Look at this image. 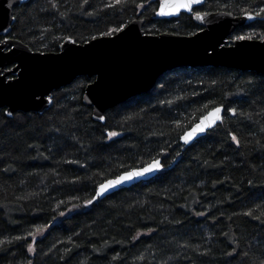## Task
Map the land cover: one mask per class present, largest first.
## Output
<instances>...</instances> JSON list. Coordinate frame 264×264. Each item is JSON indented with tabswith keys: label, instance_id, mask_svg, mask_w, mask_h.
Wrapping results in <instances>:
<instances>
[{
	"label": "trees",
	"instance_id": "16d2710c",
	"mask_svg": "<svg viewBox=\"0 0 264 264\" xmlns=\"http://www.w3.org/2000/svg\"><path fill=\"white\" fill-rule=\"evenodd\" d=\"M161 2L30 0L14 9L10 37L58 53L67 39L85 44L135 19L146 21L147 34L202 29L187 13L156 19ZM261 8L264 0H206L195 12ZM236 36L264 40V20ZM93 81L79 77L54 91L41 113L0 111V264H262L264 75L178 68L103 121L83 101ZM215 107L224 108L223 121L186 147L181 135ZM109 131L120 135L108 139ZM153 159L164 166L156 177L93 199L100 183Z\"/></svg>",
	"mask_w": 264,
	"mask_h": 264
},
{
	"label": "water",
	"instance_id": "95a60500",
	"mask_svg": "<svg viewBox=\"0 0 264 264\" xmlns=\"http://www.w3.org/2000/svg\"><path fill=\"white\" fill-rule=\"evenodd\" d=\"M29 1L7 0L13 4V8L8 9L5 0H0V36L15 41L13 49L24 53L13 55L4 47L5 40L0 42V111L41 113L52 106L54 91L73 84L79 77H88L94 81L87 86L83 101L93 108L94 119L103 121L98 117L132 97L151 92L163 74L178 68L226 67L264 75V40L235 39L230 43V37L238 28L257 21L258 16L250 20L245 14L196 12L207 14L202 22L184 10L178 15L160 16L159 8L156 19H174L187 13L193 15L202 29L189 36L167 32L147 34L144 31L146 21L135 19L114 35L101 36L85 44H73L67 39L58 53H41L8 37L16 21L11 19L14 9ZM205 3L206 0L194 5V10ZM14 72L15 77L10 78ZM48 97H52V103L48 102ZM221 108L224 118V108ZM222 121L207 128L205 133L197 134L191 143L185 144L182 139L181 142L186 147L192 145ZM159 172L125 183L99 199L148 181Z\"/></svg>",
	"mask_w": 264,
	"mask_h": 264
},
{
	"label": "snow or ice",
	"instance_id": "6c2138e0",
	"mask_svg": "<svg viewBox=\"0 0 264 264\" xmlns=\"http://www.w3.org/2000/svg\"><path fill=\"white\" fill-rule=\"evenodd\" d=\"M85 3L88 2V0H84ZM202 2H204V0H162V2L159 5V12L158 15L160 16H171V15H178L181 10L187 11L188 13H191L193 15H195V19L199 20V21H204L205 20V15H200L199 13L194 12V5H199ZM126 3V0H115V5H121ZM5 4L6 7L8 9H12L13 8V4L12 3H8L7 0H5ZM55 6V5H54ZM109 7H114V5L109 4ZM139 8H143L144 4H138L137 5ZM244 11L245 16L247 17V19H255L257 16L260 17L261 20H264V8H261L259 10L258 13H256V15L254 16L251 12H248L247 10H242ZM222 15H232L231 12L228 13H222ZM11 19L13 21H15L17 19L16 16H12ZM123 29H116L113 28L111 29L112 33H115L117 31H122ZM11 34H9L10 36ZM105 35H108V33H105ZM95 39V38H94ZM237 41H243L245 39H250V37H244V36H236L235 38ZM15 41L9 40V39H5L4 41V47H6V49L9 52H12L13 55L16 54H20L23 55V52H18L17 50L13 49V43ZM73 44L76 43L75 40L71 41ZM13 75H15V72L13 73ZM48 102L52 103V97H48ZM205 107H207V105H205ZM223 109L221 107H215L213 109H211L206 115H204L201 118V121L196 123L190 130L185 131L182 135H181V139L183 140V142L185 144H189L192 142V140L194 138L197 137V134H203L205 133V130L211 126L216 125L217 121H222L223 117L221 115ZM231 113L233 115L236 114V110L235 109H230ZM9 115H11V113H9ZM99 120H105L104 116H99L98 117ZM107 138L108 139H112L114 137H117L120 135V133L116 132V131H109L107 132ZM232 140L239 146L240 141L237 139V137L235 135H232ZM163 164L161 163L160 159H153L150 163H147L145 166L138 168V169H132L129 171H126L124 173H121L120 175H118L117 177L113 178V179H108L102 183L99 184L98 189H97V194L94 196L93 199H99L101 197H103L106 193H108L109 191H112L114 189H116L117 187L122 186L125 183H131L135 180H143L146 179L148 176L150 175H154L155 173L162 171L163 170ZM93 200H88L87 204H92ZM61 215H63V213H61ZM198 215H207V213H198ZM245 215L247 216H252V212H248L245 213ZM254 219H260L259 216L253 217ZM45 229L43 226L38 227L36 229V232L40 233L43 232ZM151 230H149L150 234ZM29 235L34 236L35 233H29ZM141 234L138 233L136 237H134V239H138L139 236ZM17 239H20L19 237ZM185 247H187V245H185ZM29 252H34V248L32 246H29ZM235 251V250H234ZM245 256L248 255V253H243ZM227 255L231 256L233 255V253H227ZM141 259H143V257H141ZM262 264H264V262H262Z\"/></svg>",
	"mask_w": 264,
	"mask_h": 264
},
{
	"label": "flooded vegetation",
	"instance_id": "af4514ba",
	"mask_svg": "<svg viewBox=\"0 0 264 264\" xmlns=\"http://www.w3.org/2000/svg\"><path fill=\"white\" fill-rule=\"evenodd\" d=\"M194 12H195V10H194ZM1 37V39H0V42H2V41H4L7 37H5V36H0ZM8 37H10V36H8ZM9 69H12V67H10ZM15 76L13 75V77L12 78H14Z\"/></svg>",
	"mask_w": 264,
	"mask_h": 264
},
{
	"label": "rangeland",
	"instance_id": "374dc122",
	"mask_svg": "<svg viewBox=\"0 0 264 264\" xmlns=\"http://www.w3.org/2000/svg\"><path fill=\"white\" fill-rule=\"evenodd\" d=\"M231 42H232V40H230V43H231ZM12 77H13V75L10 76V78H12Z\"/></svg>",
	"mask_w": 264,
	"mask_h": 264
}]
</instances>
